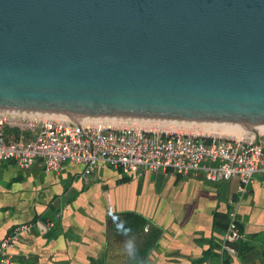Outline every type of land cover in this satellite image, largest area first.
Returning <instances> with one entry per match:
<instances>
[{"label":"water","instance_id":"water-1","mask_svg":"<svg viewBox=\"0 0 264 264\" xmlns=\"http://www.w3.org/2000/svg\"><path fill=\"white\" fill-rule=\"evenodd\" d=\"M0 110L264 124V0H0Z\"/></svg>","mask_w":264,"mask_h":264},{"label":"crops","instance_id":"crops-1","mask_svg":"<svg viewBox=\"0 0 264 264\" xmlns=\"http://www.w3.org/2000/svg\"><path fill=\"white\" fill-rule=\"evenodd\" d=\"M110 178L119 192L107 191ZM239 186L238 177L214 182L202 171L126 174L100 164L85 175L78 163L49 172L40 159L29 167L6 160L0 242L14 225L38 221L11 248L12 264H212L236 208L245 239L226 264H264V180L257 174L241 199Z\"/></svg>","mask_w":264,"mask_h":264},{"label":"built area","instance_id":"built-area-1","mask_svg":"<svg viewBox=\"0 0 264 264\" xmlns=\"http://www.w3.org/2000/svg\"><path fill=\"white\" fill-rule=\"evenodd\" d=\"M206 121L77 117L0 110V162L13 160L29 167L40 159L46 171L59 172L65 162L84 166L90 175L100 164L124 173L172 170L182 176L202 171L209 181L240 179L238 197L257 174L264 180V132L249 129L244 136L219 135ZM16 131V132H14ZM32 138L27 139L25 133ZM239 200V199H238ZM228 224L217 263L237 256L245 239L236 208ZM53 226L51 220L46 221ZM38 221L19 223L0 242V264H12L11 248Z\"/></svg>","mask_w":264,"mask_h":264},{"label":"bare ground","instance_id":"bare-ground-1","mask_svg":"<svg viewBox=\"0 0 264 264\" xmlns=\"http://www.w3.org/2000/svg\"><path fill=\"white\" fill-rule=\"evenodd\" d=\"M45 116H52V114H43ZM61 116V115H60ZM64 116V115H63ZM204 126L211 132L219 135H233L235 137H242L247 130L255 129L259 132H264V124L242 125L233 122H204ZM256 127V128H254Z\"/></svg>","mask_w":264,"mask_h":264},{"label":"rangeland","instance_id":"rangeland-1","mask_svg":"<svg viewBox=\"0 0 264 264\" xmlns=\"http://www.w3.org/2000/svg\"><path fill=\"white\" fill-rule=\"evenodd\" d=\"M254 128H256V127H254ZM244 135H242V136H244ZM230 136L233 137V135H230ZM115 181H116V179H112V178L109 179V181L105 184L107 191L115 193V192H119L121 190L122 187H121L120 183H114Z\"/></svg>","mask_w":264,"mask_h":264}]
</instances>
